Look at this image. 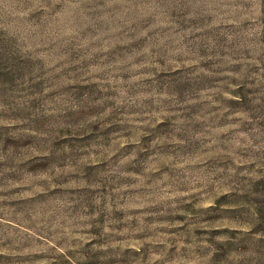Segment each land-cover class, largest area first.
<instances>
[{
    "label": "rangeland",
    "instance_id": "obj_1",
    "mask_svg": "<svg viewBox=\"0 0 264 264\" xmlns=\"http://www.w3.org/2000/svg\"><path fill=\"white\" fill-rule=\"evenodd\" d=\"M0 264H264V0H0Z\"/></svg>",
    "mask_w": 264,
    "mask_h": 264
}]
</instances>
